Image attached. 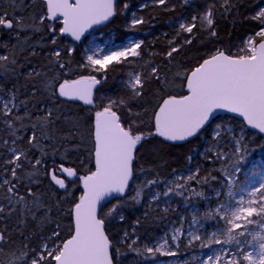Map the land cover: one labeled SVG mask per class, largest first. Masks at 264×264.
<instances>
[{
  "label": "snow or ice",
  "instance_id": "6c2138e0",
  "mask_svg": "<svg viewBox=\"0 0 264 264\" xmlns=\"http://www.w3.org/2000/svg\"><path fill=\"white\" fill-rule=\"evenodd\" d=\"M155 2L164 5L166 0ZM18 3H21V0H9L7 7L13 9L12 15H9L4 7H0V28L15 31L21 47L28 43L31 37L26 36L21 41L20 34L29 30L33 33H43L46 30L52 34L51 44L56 45V26L46 21L59 23L60 36L68 35L79 41L94 25L103 24L116 15V0H41L42 14L33 15L29 22L23 15H16ZM128 7V4L124 5L125 9ZM214 8L215 5L209 7L199 19L202 30L207 31L210 37L218 38L214 27ZM236 9L237 3L233 0H221L222 18L226 19ZM250 19L259 21L261 26L243 41L237 54H229L224 49L216 48L190 72L183 74V82L176 87L184 89V93L167 94L150 114L147 108L142 112L134 111L131 104L132 101L143 99L146 84L154 81L164 90L173 87V82L167 75L161 74L159 68L151 63L146 64L150 68L148 73L130 74L127 83L130 96L127 99L123 97L109 99L101 110L95 112L94 121L87 133L91 144L88 150L89 163L94 165V170L88 169L86 174L78 177L83 190L69 211L71 223L66 236L62 235L61 225L53 218L54 212L59 215L63 211L60 208V200H53L46 191L40 189L39 175L43 169V174L49 176L58 189L64 190L67 198L72 192L66 180L77 177V169L61 164L58 176L56 170L49 172L44 169L42 159H31L30 154L37 150L41 156H45L49 152V147L52 153L56 154L59 151L57 144L74 139L80 128L73 123L67 133L58 134L56 123L60 117L53 109L47 108L44 114L36 117L30 125L22 122L25 118L31 120V114L27 110L23 117L16 115L14 119L21 121L20 128H16L10 119L13 116V109L17 108L12 102L16 96L11 93V99L4 102L0 109V116L9 118L2 121L4 131L13 137L12 146L8 149L10 158L0 164V168L3 169L0 172V224L15 216V232L24 240H30L32 236L39 234L40 242L36 247L23 243L15 251L6 252L5 246L13 244L14 241L7 226L0 228V257H3L0 264H114L112 251L114 245L106 229V221L117 217L120 221L125 219L119 211L123 206L120 198L129 188V181L133 178V164L137 159V149L143 141L151 136L162 137L170 142L187 141L205 129L221 110L237 114L248 126L264 133V8H260ZM196 20L197 17L193 16L191 23L179 25V32L192 34L191 38L184 41L185 44H191L195 38L193 29L197 26ZM132 23L142 24L144 21L133 19ZM142 44L143 41L133 42L106 52L103 49L91 50V54L85 55L84 62L79 67L88 70L89 73H107L111 65L131 64L135 58L142 57ZM74 51V48H69L68 57H71ZM179 51L180 47H172L166 56L171 58ZM35 54L33 50L31 55ZM52 57L49 63L57 71L49 69V72H42L34 69L27 74V79L37 81L39 84V87L36 83L33 84L32 95L47 92L51 97L79 100L86 105H93L94 90L101 84V79L88 74L77 79H63L61 82L59 73L69 71L71 59L63 62L61 50L58 49L53 51ZM16 64L14 58L9 60L8 55H0V71L15 74ZM175 75L180 76L181 73ZM21 104L26 107L25 101H21ZM122 110H126L127 114L124 115ZM144 116H148L147 123L153 128L148 133L138 130L146 123ZM20 129L29 131L27 148L17 147V142L24 140L23 136L17 135ZM231 131L227 125L216 124L212 134V147L204 154L208 162L231 159L218 147L222 132ZM242 139L243 137L235 139L234 153L242 151ZM44 141L48 144L46 145ZM2 143L7 146L9 141L3 140ZM143 170L142 168L141 171ZM217 171L223 173L222 181H226V184L222 182L219 189H210L215 193L216 207L210 208L202 217L193 215L191 226L199 227L196 231H188L189 239L185 246L191 247L195 242L201 241L202 248L212 245L221 247L213 255H207L201 260L194 256L191 258L192 261L198 260V264H264V178L258 186H252L250 183L247 187L238 188L237 191L233 188L235 173L223 167ZM239 171L240 169L235 167V172ZM198 176L199 169H196L194 174L186 177L178 175L176 181H163L169 186L163 193H152L149 203L156 202L161 195L168 197L174 193L183 196L184 192L180 190L187 189L192 181L210 184L211 181L218 179L211 172L200 179ZM179 180H183L184 183H179ZM159 183L161 181L158 178L145 180L143 185L137 187L132 200L139 203L145 197L144 189ZM225 187L227 191L222 192L220 189ZM190 191L195 197L205 200L210 198L203 190L191 188ZM222 196L226 198L221 199ZM108 197L116 198L117 203L103 212L101 202ZM185 202H188L187 198ZM163 211L167 213L169 208L165 207ZM180 219L183 222L184 218ZM201 219L216 220L218 224L223 222V227L202 236L199 233V228L203 227L199 223ZM30 223L35 225V228L25 235ZM53 223L55 228L50 233H45L46 226ZM139 223L137 220L136 224ZM129 236V232L124 231L121 242L128 240ZM182 236H184L182 228H176L170 239L165 234L154 246L145 244L142 248L133 247L140 240V237L136 236L128 244V248L145 258H154L157 254L175 257L179 255L175 249L179 248ZM116 251L119 252V249ZM183 264H190V261L185 260Z\"/></svg>",
  "mask_w": 264,
  "mask_h": 264
},
{
  "label": "trees",
  "instance_id": "16d2710c",
  "mask_svg": "<svg viewBox=\"0 0 264 264\" xmlns=\"http://www.w3.org/2000/svg\"><path fill=\"white\" fill-rule=\"evenodd\" d=\"M147 0H126L125 4L129 7L127 11L123 12L131 14L132 11L137 10L141 4ZM237 3V9L234 10L228 17L222 18L220 14L221 0H167L164 5L147 6L140 9L138 12L144 23L138 26H131L130 19H122L117 17L115 20V26L111 29L100 30L99 32H105V36H111L112 32H115L116 40L122 42L127 36L133 35L137 38L144 40L142 45L143 58L134 59L133 63H125L123 65H111L107 73H89L88 70L79 67L84 62L85 44L73 45L72 41L68 40L65 36L59 35V29H57V43L51 44L52 34L46 30L43 33H33L31 30L22 32L20 34V40L23 41L26 36H30L31 39L28 43L23 44L21 47L17 41L15 31L0 28V55H8L9 60L13 58L17 61L16 72L4 73L0 71V96H8L10 93H14L16 99L14 100L19 106V110L13 109V116L10 119L13 120L14 126L20 128L21 121H16L14 118L16 115L24 116L27 110L31 114V120L25 118L22 122L25 125H30L34 122L36 117L42 116L45 109H53L60 119L56 123L58 134H65L71 128L73 123H76L80 132L76 137L70 141L57 144L59 151L53 154L49 147V152L45 156H41L40 152L33 150L30 154L31 159L40 158L43 161V168L49 172L56 170V174L60 175L58 169L61 164L65 167H74L78 170L80 175L86 174L89 169H94V165L89 163V149L91 144L89 142L87 133L92 125L95 117V112L102 109V107L108 102L109 99H127L130 96V91L126 87L125 80L130 76V71L139 68L144 71V74L150 71V68L146 66L147 60H152L153 65L157 66L161 74H166L168 79L173 82V87L167 90L161 88L160 84L154 81H150L146 84L144 90L143 99L140 101H132V107L134 111L142 112L145 108L149 109V114L155 108V106L162 102L163 98H166L167 94H183L184 89L176 87L183 82V74L190 72L198 63L202 62L204 58H207L209 54L215 51L216 48L226 50L229 54H237L239 48L242 46L243 41L250 35H253L260 28V22L250 19L255 15L260 8H264V0H233ZM9 0H0V7H4L5 11L12 15L13 9L7 7ZM23 3V7H21ZM21 3L16 5V15H23L26 21L30 22L33 15L42 14L43 5L41 0H21ZM215 5L214 19L215 30L218 33V38L210 37L207 31L202 30L199 17L206 12V10ZM196 16V28L193 29L195 38L191 44H185L186 39L191 38L192 34L187 32H179L178 24L183 20L192 22V17ZM46 23H51L46 21ZM179 32V35L177 33ZM171 42V43H170ZM15 46V47H14ZM172 47H180L178 53H174L171 58L166 56V53L171 50ZM74 48L75 51L68 57L67 50ZM61 50V57L63 62H67L71 59L69 65V71L66 73L60 72L61 82L63 79H77L81 75H96L98 79H101V84L97 85L93 99V105H86L83 101L68 100L61 97H51L49 93L38 92L35 96L32 95L33 84H39L37 81L27 79V74L32 70H38L42 72L57 71L52 64L49 63L50 59H53L52 53L54 50ZM35 51V55H31L32 51ZM147 50L153 52V55L147 53ZM149 58V59H148ZM11 67V65H10ZM176 73H181L180 76H176ZM58 86V84H57ZM21 101L26 102V107L21 104ZM3 107V102L0 100V109ZM126 115V110H122ZM9 119L0 116V164L3 161L10 158L8 151L12 146L11 137L6 131H4L3 120ZM145 124L139 127V131L148 133L153 130L152 125L147 123L148 116H144ZM233 125L235 132L239 135L245 125L242 121L228 116H220L207 127L204 131L198 134L194 139L182 143L171 144L168 141H164L162 137L151 136L140 152L141 168L144 170L143 176L145 180L159 179L161 183L158 185H152L150 194L155 192L157 188H163L165 185L163 181H167L173 172L189 168H199L200 175L198 179L206 176L209 172L213 176L219 178V173L213 169L212 162H208L206 157L203 156L204 149L207 145H212V134L215 124ZM227 135V133H224ZM19 136H23V141L17 142V147L27 148V136L29 131L26 129H20L17 133ZM83 137V142H81ZM8 140L9 144L5 146L2 141ZM245 141L249 146L248 149V161L262 156L264 158V138L258 133L247 130ZM47 145L48 142L44 141ZM232 145L227 143L224 147L225 151H228ZM189 157L191 159L189 160ZM203 158V159H202ZM219 164V162H216ZM91 165V166H90ZM10 167V166H9ZM247 164L244 165V168ZM87 169V170H86ZM0 168V172H2ZM175 170V171H174ZM40 189L46 191L53 200H60V208L63 210L56 215L53 213V218L56 223L61 225L60 231L62 235H67L68 226L71 223V216L69 211L81 194V185L79 179L77 182L68 186L72 192L70 197L65 198L64 190L58 189L51 180L50 177L43 174V169L39 175ZM218 180L211 181L210 184H198L196 181H192L187 189L180 191L184 192L183 196L177 197L175 203L181 207L187 204L192 207H198L202 211L207 210V204L213 208L216 205V201L212 198L195 199L191 194L190 189L203 190L207 196L211 197L213 194L210 191L211 188L220 186ZM155 189V190H154ZM23 191V189H22ZM147 193V195H150ZM124 209L120 210L125 217L124 221H120L115 218L111 221V230L109 228L108 234L113 241V255L116 264H147L150 261V257L145 258L138 255L136 252L131 251L128 248V244L136 236L140 237L137 244L133 247H143V243L158 238L162 230L164 229V223L166 217L165 212H161L159 209L154 210L150 206H146L144 200L141 208L138 212H135V206L127 203ZM186 211L185 209H182ZM176 212L169 211V214ZM168 219V218H167ZM140 223L137 225L136 221ZM162 220V221H160ZM171 220H174L172 216ZM16 217H12L10 220L3 224H0V228L7 226L12 233L11 245L5 246L6 252L15 251L20 248L23 243H28L32 247H36L39 241V234L32 236L30 240H24L19 236L15 230ZM210 226L213 222L205 220ZM35 225L29 224V228L25 230V235L33 231ZM55 228V223L46 226L45 233H50ZM133 228H135V234H133ZM124 231L129 232V239L121 242ZM119 249V252L116 251ZM3 257H0L2 259ZM159 259V255L154 257V261Z\"/></svg>",
  "mask_w": 264,
  "mask_h": 264
},
{
  "label": "rangeland",
  "instance_id": "374dc122",
  "mask_svg": "<svg viewBox=\"0 0 264 264\" xmlns=\"http://www.w3.org/2000/svg\"><path fill=\"white\" fill-rule=\"evenodd\" d=\"M157 4L158 3H156L155 0H147L143 4H141V6L137 10L132 11L131 14L126 13L129 17L130 21H131V26L140 25V24H133L132 23L133 19H143L142 17H139V15H138L139 14L138 11L140 9H143L149 5L154 6ZM122 9H124V7H122ZM125 11H127V10H125ZM128 17L125 16V18H124V16H123V19H128ZM187 21L188 20L186 18V20H183L182 22H180L177 25L178 29H179V25L181 23L188 24ZM139 41H143V40H140L139 38H135V37L130 35V36H127L124 41L119 42L116 40L115 34H112L111 36H105L104 34L102 35L101 32H98V34L93 33L90 36V38H88L86 41L83 42V44H85L84 51H85V55H86V54H91V50H94V49H103L106 52L109 50H115L118 48H122V47L127 46L130 43L139 42ZM141 51H142V49H141ZM147 53L150 55H153V52H151L149 50H147ZM140 58H143V53H142V57H140ZM140 58H136V59H140ZM147 63H152V60L151 59L147 60L146 64ZM137 72L144 74V71L139 69V68L131 70L129 74L137 73ZM129 78H130V76L125 80L126 87H127V83L129 81ZM129 91H130V89H129ZM10 99H11V93L8 96H0V100L3 103L7 102ZM12 102L17 105V103L14 100ZM14 109L19 110V106L17 105V108H14ZM216 124H215V126H216ZM215 126H214V129H215ZM226 140H227L226 138H221V143L219 144L218 147H219V149H221L223 152H225L227 154V152L224 151L225 144H223V143H226ZM232 141L235 142V138L231 137V142ZM209 147H212V145H207V148L203 152L204 154L206 153V151ZM204 154L202 157L205 156ZM228 155L231 157V159H228V160L223 161V162L218 161V160H214L212 162V165H214L213 164L214 162H215V165L212 166L211 169L217 171V169H221L223 167V168H227L230 171H232L233 173H235L233 176V179L235 180V184L233 185L234 190L238 191V188L247 187L250 183L252 184V186H258L261 179L264 178V158L262 156H258L257 158L248 161L249 155H248L247 151L245 152V150L243 151V156H240V153H234V152H230ZM241 158H243V159H241ZM216 162H219V164H216ZM234 164H235V167H238L240 169L239 172H235V167H233ZM246 164H247V167L244 168V165H246ZM87 166H88L87 169H89V165H87ZM196 169H199V168H190V169L186 170L185 173H180L178 175L186 177L189 174H194ZM199 172H201L200 169H199ZM217 172L219 173V178L217 180L220 183L223 182L226 184V181H222L223 173L221 171H217ZM58 176H60V175H58ZM173 181H175V180H173ZM168 186L169 185H167L166 188ZM166 188H165V190H166ZM216 188L219 189L220 186H218ZM220 190L222 192H226L227 188L225 187V188L220 189ZM155 191L157 192L158 190H155ZM158 192H160V191H158ZM169 196H171V197H169ZM169 196H168L169 199H167V197H166L163 202L157 200L154 203H151V204L149 203L148 206L154 208V210L159 209L161 212H164L163 209L165 207H167V208H169V211L171 210L173 212H176L175 216L173 213L169 214V211L167 213H165L166 217L163 218V219H165V223H164V227H163L164 229L162 230L161 235L158 238H156L155 240H152L151 242L147 241V242L143 243V245L148 244L149 246H154L156 241L159 240V238L164 237L165 234H167L169 239H170L174 229L182 228V230L184 232V236L181 237V242H180L179 248L175 249V245H173V248L178 251L179 255H177L175 257H164V256H160L159 254H157V256L159 255V259L154 261V258L150 257V261H153V262H150L147 264H183V262L185 260L190 261V264H198V260L206 258L207 255H213L221 247L220 245H212L211 247L202 248L200 246L201 241L195 242L191 247L185 246L187 244L188 239H189V237L187 236L188 231H196L197 228L199 227L198 225L197 226H191V221H192L193 215L195 214L197 216L202 217L203 214L211 208V206L209 204H207L208 208L206 211H202L198 207L186 206V204H183L179 208H178V206L172 207L171 206L172 198H174L177 195H175L173 193V194H170ZM190 196H193V195H190ZM161 197H162V195H161ZM177 197L180 198L179 196H177ZM193 197L195 199H201L199 197H195V196H193ZM150 198H151V196H150ZM150 198L148 201H150ZM210 198H212L216 201L214 192ZM224 198H226V197H223V196L221 197V199H224ZM215 207H216V205L213 208H215ZM182 209H185L186 211H183ZM172 216L174 217V220H171ZM181 217L184 218L183 222H181V219H180ZM160 221H162V220H160ZM209 221L213 222V224L210 226L203 219H201L199 222L200 224L203 225L202 228H199V233L202 236H206L207 234H210L211 232L216 231L218 227H223V222H220L218 224L216 220H209ZM226 247H232V246H226ZM194 256L198 258L197 261H192L191 258Z\"/></svg>",
  "mask_w": 264,
  "mask_h": 264
},
{
  "label": "flooded vegetation",
  "instance_id": "af4514ba",
  "mask_svg": "<svg viewBox=\"0 0 264 264\" xmlns=\"http://www.w3.org/2000/svg\"><path fill=\"white\" fill-rule=\"evenodd\" d=\"M126 3V0H116V15H114L112 18H110V20L109 21H106V22H104L103 24H100V25H94L92 28H90L88 31H86L85 33H84V35L81 37V39L79 40V41H75V40H73V38L71 37V36H68V35H64L68 40H70V41H72V43H73V45H77V44H82L84 41H86L88 38H90V36L93 34V33H95V34H98V32L100 31V30H107V29H111V28H113L115 25V20L117 19V17H119V19L120 18H122L123 19V16H124V18H125V16L126 17H128V15L125 13V12H123L122 10V7H124V4ZM146 8V7H145ZM125 9V8H124ZM125 10H127V9H125ZM139 17H141L140 15H139ZM129 18V17H128ZM51 23H54L55 24V26H56V29H59V27H60V25H59V23L58 22H51ZM101 34L103 35H105V32L103 31V32H101ZM112 34H115V32L113 31L112 32ZM111 34V35H112ZM56 35H58V34H56ZM131 36H133V35H131ZM133 37H135V36H133ZM135 38H137V37H135ZM139 39H141V38H139ZM223 117H225V116H223ZM149 139H150V137L146 140V141H143L142 142V144L141 145H139L138 146V149H137V159L134 161V164H133V178L129 181V188L126 190V193H125V195L123 196V197H121L120 198V201H121V203H122V207L119 209V211L120 210H122V209H124L123 207L127 204V203H129V204H131V205H133V206H135V212H138L139 210H140V208H141V205H142V203H143V200H144V202H145V204H146V206L147 205H149V198H150V196H151V194H150V190H151V187L150 188H145L144 189V192H145V197L144 198H142L141 200H140V202L139 203H136L135 201H133L132 200V197L135 195V192H136V189H137V187L138 186H141V185H143V183L145 182V177L142 175L143 174V172L141 171V161H140V152H141V150H142V147H143V145L147 142V141H149ZM163 139V138H162ZM164 140V139H163ZM165 141V140H164ZM94 170V169H93ZM187 169L185 168V169H183V170H179L178 172H173L172 173V175H171V177L167 180V181H169V182H171V181H173V180H175L176 181V179L175 178H177V175L178 174H180V173H185V171H186ZM77 172H78V170H77ZM199 175H200V172H199ZM80 176V174H79V172H78V176L77 177H74V178H69V180H66V183H68V186L69 185H72V183H74V182H77V180L79 179L78 177ZM63 178V177H62ZM179 183H184V181L183 180H179L178 181ZM156 185H158V184H156ZM162 185H168V184H162ZM83 189H82V186H81V191H82ZM82 193V192H81ZM147 193H149L150 195L148 196L147 195ZM103 202V206H102V211L103 212H106L109 208H111V206H112V204H115V203H117V199L116 198H114V197H108V198H106L104 201H102ZM123 214V213H122ZM118 218V217H117ZM119 219V218H118ZM113 219H109V221H106V229H108L109 230V228H110V230L112 229L111 228V221H112ZM114 245V244H113ZM114 248V247H113ZM113 251V250H112ZM114 263H115V261H114ZM116 264V263H115Z\"/></svg>",
  "mask_w": 264,
  "mask_h": 264
},
{
  "label": "water",
  "instance_id": "95a60500",
  "mask_svg": "<svg viewBox=\"0 0 264 264\" xmlns=\"http://www.w3.org/2000/svg\"><path fill=\"white\" fill-rule=\"evenodd\" d=\"M95 90H96V89H95ZM95 90H94V93H95ZM61 98H63V97H61ZM64 99H66V98H64ZM223 115H227V116H230V117H234V118H236V119L242 121V122L247 126V128H248L250 131L255 132V133H258L259 135H261V136L264 138V133H261L258 129L251 128L250 126H248V125L246 124V122L243 121V118H242V117H239L237 114H234V113H227V112L221 110V111H219V112L216 114V117L211 121V123H212L217 117H219V116H223ZM211 123H210V124H211ZM210 124H209V125H210ZM209 125H208V126H209ZM208 126H206V128H207ZM206 128H205V129H206ZM205 129H203L202 131H204ZM202 131H201V132H202ZM201 132H200V133H201ZM200 133H199V134H200ZM195 137H196V136H195ZM195 137L189 138L187 141H176V142H170V141H168V142H170L171 144H182V143H186V142H188V141L194 139ZM102 206H103V202H101V207H102ZM114 264H115V263H114Z\"/></svg>",
  "mask_w": 264,
  "mask_h": 264
},
{
  "label": "bare ground",
  "instance_id": "6f19581e",
  "mask_svg": "<svg viewBox=\"0 0 264 264\" xmlns=\"http://www.w3.org/2000/svg\"><path fill=\"white\" fill-rule=\"evenodd\" d=\"M210 126V125H209Z\"/></svg>",
  "mask_w": 264,
  "mask_h": 264
}]
</instances>
